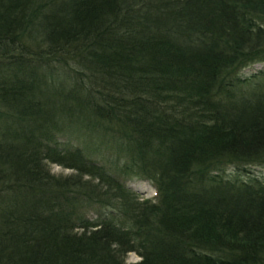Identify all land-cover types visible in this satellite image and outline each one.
I'll return each mask as SVG.
<instances>
[{
  "label": "trees",
  "instance_id": "trees-1",
  "mask_svg": "<svg viewBox=\"0 0 264 264\" xmlns=\"http://www.w3.org/2000/svg\"><path fill=\"white\" fill-rule=\"evenodd\" d=\"M254 168L264 0H0V264H264Z\"/></svg>",
  "mask_w": 264,
  "mask_h": 264
},
{
  "label": "rangeland",
  "instance_id": "rangeland-1",
  "mask_svg": "<svg viewBox=\"0 0 264 264\" xmlns=\"http://www.w3.org/2000/svg\"><path fill=\"white\" fill-rule=\"evenodd\" d=\"M50 167L53 173L57 175H69L75 173L73 169L65 168L63 166L57 164H50ZM256 173L260 175H264V169L262 168H254ZM127 184L134 190H136L143 198L153 199L156 194L155 187L153 184L147 180H143L140 177H131L127 179ZM141 260V256L136 252H130L127 255L126 262L128 264L135 263Z\"/></svg>",
  "mask_w": 264,
  "mask_h": 264
}]
</instances>
